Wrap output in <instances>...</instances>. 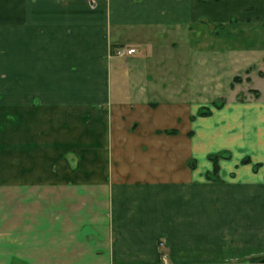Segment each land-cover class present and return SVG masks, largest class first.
<instances>
[{
  "label": "crops",
  "instance_id": "obj_1",
  "mask_svg": "<svg viewBox=\"0 0 264 264\" xmlns=\"http://www.w3.org/2000/svg\"><path fill=\"white\" fill-rule=\"evenodd\" d=\"M228 59L247 97L204 105ZM261 259L264 0H0V264Z\"/></svg>",
  "mask_w": 264,
  "mask_h": 264
},
{
  "label": "rangeland",
  "instance_id": "obj_2",
  "mask_svg": "<svg viewBox=\"0 0 264 264\" xmlns=\"http://www.w3.org/2000/svg\"><path fill=\"white\" fill-rule=\"evenodd\" d=\"M141 52H143V50H141ZM229 52H231V50L228 49V54ZM161 54L158 53L157 55L153 54V57L145 62H143V73L144 74H148L150 73V76H153V78H162V75L160 73V67L159 69L156 68V65L161 63V56H159ZM230 63L232 64V61H230L228 59L227 63H226V68L224 70V72H222L219 76L217 77H210L207 76V72L212 69L210 68V66L208 65V67L206 68V66L204 65V63H202L201 61H193V62H189L188 65H193L192 66V70L194 71L193 73V78L191 79L190 84L192 85V87L195 90L204 92L203 93V98L199 99V101H204V102H208L210 101L208 104H204V105H212L211 100H219V98L221 97V95H225L228 98H232L234 95H236L238 93V91L243 88L241 90V92L238 94L239 99H245L247 97L248 91H250L248 89L247 85H243L239 86L237 90H233L231 87V81H233V73L239 69L236 68L234 65H230ZM166 64L170 65V62L168 61ZM176 64V63H174ZM184 64V62H181V65ZM211 65V64H210ZM182 69L183 67L181 66L178 74V80L180 79V84L184 83L185 80H183L185 77H183V75H187L182 74ZM190 69V66H189ZM190 71V70H189ZM160 73V75H159ZM152 74V75H151ZM242 79L243 75H237ZM146 78H148L146 76ZM149 79V78H148ZM163 79H167V77H163ZM233 79V80H232ZM219 81V82H218ZM241 82H236L234 83V85H238ZM255 85H261L260 83H258L255 80ZM218 91V92H217ZM145 95V97L150 98V99H154V97H157L159 94L157 93H150V92H146L145 94H141V96ZM217 95V96H216ZM216 96V97H214ZM160 97V96H159ZM210 99V100H209ZM222 99V98H221ZM264 259H261L257 264L259 263H264L263 261Z\"/></svg>",
  "mask_w": 264,
  "mask_h": 264
},
{
  "label": "trees",
  "instance_id": "obj_3",
  "mask_svg": "<svg viewBox=\"0 0 264 264\" xmlns=\"http://www.w3.org/2000/svg\"><path fill=\"white\" fill-rule=\"evenodd\" d=\"M235 81L236 82H241L242 79L239 76H235L234 80L232 82V85H234ZM223 104H224V99H219V100H216V101L213 102V106L216 107V108L222 107ZM211 114H212V108L207 107V106L201 108L198 111V113H197L198 116H208V115H211ZM195 117L196 116H192V119H194ZM165 131L167 133H170V134L178 132L177 129H167ZM229 156H230L229 153L224 152V151L210 155L209 158L213 161L214 168H213V171L211 173H209L208 177L212 178V176H214V177L218 178L219 177V170H220L219 160L221 158H228ZM243 161L246 162V163H249L250 162V158L247 157ZM260 165H261L260 163H256L254 165V168L257 169Z\"/></svg>",
  "mask_w": 264,
  "mask_h": 264
},
{
  "label": "built area",
  "instance_id": "obj_4",
  "mask_svg": "<svg viewBox=\"0 0 264 264\" xmlns=\"http://www.w3.org/2000/svg\"><path fill=\"white\" fill-rule=\"evenodd\" d=\"M92 2H95L96 0H91ZM136 51L135 48L131 47H117L115 48L114 52L116 55H130V54H133L134 52Z\"/></svg>",
  "mask_w": 264,
  "mask_h": 264
},
{
  "label": "water",
  "instance_id": "obj_5",
  "mask_svg": "<svg viewBox=\"0 0 264 264\" xmlns=\"http://www.w3.org/2000/svg\"><path fill=\"white\" fill-rule=\"evenodd\" d=\"M264 261V260H263ZM259 264H264L263 262L262 263H259Z\"/></svg>",
  "mask_w": 264,
  "mask_h": 264
}]
</instances>
